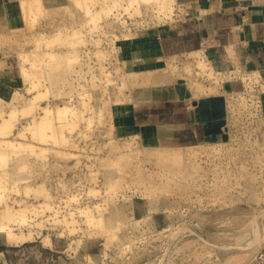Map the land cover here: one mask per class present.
<instances>
[{"label":"rangeland","instance_id":"1","mask_svg":"<svg viewBox=\"0 0 264 264\" xmlns=\"http://www.w3.org/2000/svg\"><path fill=\"white\" fill-rule=\"evenodd\" d=\"M51 1L50 5L56 3L59 8L49 17L46 16L48 8L44 7L31 13V17L21 16V23H16L11 34H5L7 44L0 48V60L12 67L6 71L5 78L0 77V100H3L0 110H4L1 115L13 118L18 114L17 119L13 118L15 126L10 135L0 134V150L8 151L11 142L3 141L6 136L5 141L24 142L23 147L28 143L22 152L26 150L23 155L29 163L22 165L20 174L32 176L17 184L24 188L30 186L32 189L27 188L32 192L9 185L10 189L8 187L2 193L4 196L1 195L5 198L0 199V211L7 203L17 213L27 205L31 210L39 206L38 213L27 210L26 222L10 221L14 232L33 234L35 238L17 246L0 243V264H264V108L257 74L219 69L222 73L216 84V68L210 75L214 67L211 60L203 58L207 71L193 62L198 68L195 75L189 74L186 68L193 60L186 61V72L191 79L188 86L195 97L208 96L197 88L196 80L202 87H215L210 95L219 93L226 79L238 85L226 95L228 140L203 142L204 150L198 152V158L185 151L182 160H179L182 145L167 144L164 148L170 155L168 159L161 158L157 150L145 142L155 131L147 132L140 126L118 128L115 125L114 101L125 96L123 103L131 102L134 92L144 90V85H154L160 75L177 79L183 78V73L176 58L165 62L169 63L168 72L164 67L132 70L122 59L120 48L173 21L180 1L172 4V14L170 10H157L158 0H145L148 4L143 3L141 9L137 7L138 2L127 9L131 0H103L108 6L102 0H95V3L87 0L89 9L93 3L92 10L97 8V27L104 26L102 29L95 27L94 31L90 27L96 25L87 15L88 8L83 0L82 5L79 3L81 7L76 0H72L76 4L70 0ZM76 8L81 9L76 11ZM53 18L64 26L62 42L65 37L66 42L74 40L73 44L63 42L64 46L60 38L46 46L45 43L54 39L51 38L54 30L50 28ZM74 28L80 29L75 35ZM40 35L46 36L47 41L43 39L41 43L37 38ZM74 42H77L76 47ZM12 43L15 46H11ZM38 44L42 50L52 48L57 56L52 59L43 53L30 57ZM21 53L29 55L30 61L26 63L29 68L31 61L37 60L36 66L30 68L35 76L31 74L33 76L25 78L21 75ZM56 76H59L58 81L54 80ZM6 83L10 89L4 86ZM121 87H124L123 95ZM14 93L18 96L15 99L12 98ZM36 94L41 102L34 113L29 111V115L22 105ZM65 101L75 113L68 114L69 123L65 122L62 130L55 122L56 127L51 125L44 129L45 132L41 131L48 133L44 137L45 134L42 136L39 129L32 127L34 114L41 121L43 107L51 106L56 110L64 106ZM14 107L19 108L13 115ZM19 109L24 111L19 112ZM4 118L0 117V121ZM25 126L39 132H35L39 137L31 129L25 130V136L17 135ZM52 126L55 128L49 129ZM52 129H56V135ZM20 150L6 154L5 160L2 156L0 160L4 163L0 161L3 163L0 164L4 167L5 163L11 164V168L18 166L16 153ZM186 166H191L190 174L185 173ZM4 175L8 180V174ZM110 181L114 186L109 189ZM38 184H42L40 189H37ZM39 190L48 191L50 197L45 199ZM44 202L50 205L43 211L41 204ZM89 212L98 219L103 213L105 226L103 221L101 225L87 222Z\"/></svg>","mask_w":264,"mask_h":264},{"label":"crops","instance_id":"2","mask_svg":"<svg viewBox=\"0 0 264 264\" xmlns=\"http://www.w3.org/2000/svg\"><path fill=\"white\" fill-rule=\"evenodd\" d=\"M0 1V30L9 26L12 10L20 24L19 0ZM179 1L173 21L124 43L120 50L132 70H161L163 61L176 58L183 78L164 75L159 85L137 90L133 101L114 106V123L155 131L163 144L227 141L226 95L238 85L226 79L219 93L195 97L185 64L192 60V51L203 49L217 69L257 74L264 108V0ZM192 68L195 75L198 68Z\"/></svg>","mask_w":264,"mask_h":264},{"label":"bare ground","instance_id":"3","mask_svg":"<svg viewBox=\"0 0 264 264\" xmlns=\"http://www.w3.org/2000/svg\"><path fill=\"white\" fill-rule=\"evenodd\" d=\"M61 1V0H60ZM64 1V0H63ZM71 2H73L72 0H70ZM69 1V2H70ZM91 1V0H90ZM100 1V0H99ZM104 1H107V0H104ZM103 0H102V2H104ZM110 1V0H109ZM117 2L116 0H113V2ZM120 1V0H119ZM122 1V0H121ZM120 1V2H121ZM177 1H179V0H158V4H159V6H158V8H157V10L159 9V11H166V10H170V12L169 13H172L174 10H173V8H172V4L174 3L175 4V2H177ZM1 2V1H0ZM57 2V1H56ZM69 2H67V4L69 3ZM75 2H77L78 4L79 3H81V5H82V0H76ZM75 2H73L74 4H76ZM97 2V1H96ZM120 2H118V3H120ZM124 2V1H123ZM139 3V5L137 6L138 7V9H141V8H139L141 5L143 6V3H145L146 1L145 0H131V1H129V5H127V9H130L131 7H133V4L134 3ZM147 2H150V0H147ZM146 2V3H147ZM52 3V1L51 0H19L18 1V10H20V14H21V16L22 17H29V15H30V17H31V13H34V11L35 10H38V9H40V8H42V7H44V8H48V10H47V14H46V16L47 17H49L50 15H51V13H52V11L53 10H55V9H58L59 8V5L58 4H56V3H54V5H50ZM58 3V2H57ZM73 3H72V5H73ZM83 3H85V7L86 8H88L86 11H87V15H89V17H90V19H91V22H93V25H96V23L98 22H96V20L98 19H96L95 17H97V14H96V16H95V11H96V7L97 6H95V10H92L94 7V3H95V0H94V5L92 4V3H90V4H92V9L90 8L89 9V7H91V6H88L87 7V5L88 4H86L87 3V0H83ZM105 4H106V2H104ZM103 3V4H104ZM110 3V2H109ZM154 3V2H153ZM155 3H156V1H155ZM65 4V3H64ZM71 4V3H70ZM104 4V5H105ZM148 4V3H147ZM157 3H156V5H158ZM80 5V4H79ZM81 5H80V7H81ZM100 5H101V3H100ZM107 6H108V4H106ZM115 5H117L116 3H115ZM62 6H64V5H62ZM73 6H75V5H73ZM123 6V5H122ZM112 7V6H111ZM135 7V6H134ZM68 8V7H67ZM66 8V10H69V9H67ZM74 8V7H73ZM125 8V7H124ZM125 8V9H126ZM75 9V8H74ZM77 10L76 11H80V9H78V8H76ZM134 9V8H133ZM71 10V9H70ZM84 9H83V7H82V11H83ZM111 9H109V11H110ZM128 11V10H127ZM130 11V10H129ZM2 12V11H1ZM0 12V13H1ZM36 12V11H35ZM72 11H70V13H71ZM74 12V11H73ZM137 12H139L138 10H137ZM141 12V11H140ZM139 12V13H140ZM3 13V12H2ZM76 12H74V15H76L75 14ZM78 13V12H77ZM80 13V15L79 16H81L82 14H81V12H79ZM78 13V14H79ZM77 14V15H78ZM173 14V13H172ZM15 14H14V11L12 10L11 11V20H10V24H9V26L7 27V29H5V30H0V48H3V44H7V39H5L6 37H5V34L6 33H9V34H11L12 33V31H14V28H15V26H16V19H15V16H14ZM34 15V14H33ZM86 15V16H87ZM83 16V15H82ZM85 16V15H84ZM171 16V15H170ZM92 17V18H91ZM93 17H94V21L92 20L93 19ZM4 18V17H3ZM75 18V17H74ZM84 18V17H83ZM100 18V17H99ZM31 19V18H30ZM80 19H82L81 17H80ZM84 19H87L88 20V18L86 17V18H84ZM83 19V21H85ZM31 21H32V19H31ZM55 20H54V18H53V20H52V22H50V25H51V29L52 30H54V33H51V38L53 39V40H51V38H50V40L51 41H48L47 43H45L46 44V46H50L49 44H52V42H54L55 43V41H57V40H59L63 35H64V31H65V29H63L64 28V26H63V24L61 25V24H59V23H56V21L54 22ZM29 22V21H28ZM86 24V23H85ZM89 26H90V21H89ZM87 24V25H88ZM4 25V24H3ZM31 25V24H30ZM30 25H28V26H30ZM92 25V24H91ZM27 26V27H28ZM99 26V25H98ZM33 28L35 27V26H32ZM83 27H84V25H83ZM95 27H97V25L96 26H94L93 28H92V26L90 27L91 28V30L93 29V31L95 30L94 28ZM102 27H104V26H101V24H100V27H97L96 29H102ZM1 28V27H0ZM25 29V28H24ZM75 30V32H74V35H75V33H78V31L80 30V29H76V28H74ZM25 30H27V29H25ZM30 30V29H29ZM28 30V31H29ZM64 30V31H63ZM53 32V31H52ZM49 33V32H48ZM32 34V33H31ZM34 34V33H33ZM47 34V33H46ZM35 35V34H34ZM33 35V36H34ZM66 35V34H65ZM68 35V34H67ZM77 35V34H76ZM31 36V35H30ZM38 36H39V34H38ZM41 36V35H40ZM49 36V35H48ZM69 36V35H68ZM67 36V37H68ZM35 37H37V36H35ZM50 37V36H49ZM30 38H33V37H30ZM30 38H29V40H30ZM37 38H39V41L41 40L42 42H43V39L45 40V38L47 39V37L46 36H41V37H37ZM64 39H63V42L66 44L68 41L69 42H72V43H70V44H73V41L71 40H67V42H66V40H65V37H63ZM67 39V38H66ZM65 40V41H64ZM32 41V40H31ZM40 41V42H41ZM45 41H47V40H45ZM33 42V41H32ZM41 42V43H42ZM50 42V43H49ZM61 42H62V38H61ZM62 42V45H64V43ZM78 42H81V40L79 41L78 40ZM39 43V42H38ZM53 43V46L55 45ZM59 43H60V41H59ZM207 43V42H206ZM14 44H15V42H14ZM17 45H18V43H16ZM48 44V45H47ZM77 45V42L75 43L74 42V45ZM16 45V46H17ZM68 45L69 44H67L66 46L68 47ZM73 45V46H74ZM76 45L74 46V47H76ZM11 46H15V45H13V43H12V45ZM23 46V45H22ZM38 46L40 47V45L38 44ZM42 46V45H41ZM65 46V45H64ZM70 46V45H69ZM81 46V45H80ZM39 47L36 49V50H34L33 51V53H31V55H30V57L31 56H39L40 54H45L46 56H49V57H51L52 59L53 58H55L56 56H57V54H56V51L55 50H53L51 47V49H48V50H42V48L40 47V49H39ZM72 47V46H71ZM74 47H72L73 49H74ZM11 48V47H10ZM13 48V47H12ZM11 48V49H12ZM15 48H17V50H20V49H18V47H15ZM36 48V47H35ZM10 49V50H11ZM9 50V49H8ZM9 50V51H10ZM12 50H14V49H12ZM75 51L77 50L76 48L74 49ZM7 51V50H6ZM22 51V50H21ZM67 51V50H66ZM15 52H17V51H15ZM73 52V51H72ZM187 52V51H186ZM58 53V52H57ZM62 53V52H61ZM68 53V52H67ZM43 54V55H44ZM71 54V53H70ZM75 54V53H74ZM59 55H61V54H59ZM64 55V54H63ZM68 55V54H67ZM71 56V55H70ZM70 56H69V58H68V60L70 59ZM189 56H191L190 58H193L192 60L193 61H191L190 63H189V65L186 67L187 68V72L189 73V74H191V69H192V64H193V62L195 63H198L197 65L198 66H200L201 67V69L203 70V71H207V64L204 62V60H203V58H208L207 57V55H206V53H205V50H203V49H200V50H194V51H192L191 53H190V55ZM30 57H29V55H27V54H24V53H21V55H20V57H19V59H20V62H21V65H20V72H21V75H24L25 76V78L26 77H28V75H30V77L31 76H33L34 75V73H32L31 72V70H30V68L31 67H34V65L37 63V60H33V61H31V64H32V66L30 65V68H29V65L27 66V64L26 63H28L29 61H30ZM48 57V58H49ZM62 57V56H61ZM60 57V58H61ZM66 57H68V56H66ZM47 58V59H48ZM51 58H50V61L49 62H51ZM49 60V59H48ZM54 60H56V59H54ZM210 60V59H209ZM47 61V60H46ZM59 61H61V59H59ZM67 61V60H66ZM214 61V60H213ZM62 62V61H61ZM7 62H0V77H2V78H5V75L7 74L6 73V71H8V70H10L12 67H10V66H7ZM39 64V63H38ZM53 64V63H52ZM164 64V69H165V71H166V69H169V63H163ZM2 66V67H1ZM36 66V65H35ZM226 66V65H225ZM40 68V67H39ZM214 68H216L215 66L213 67H211V73H210V75H213V71H214ZM216 75H217V77H215L216 78V81H215V83L217 84H219V75L222 73V71L221 70H219V69H217L216 68ZM166 72H168V71H166ZM258 73V72H257ZM31 74H33V75H31ZM46 74V73H45ZM36 75V74H35ZM34 75V76H35ZM39 75H41V74H39ZM174 76V75H173ZM181 76V75H180ZM58 77L59 76H56V78L54 79L55 81H58ZM175 78L174 79H176V76H174ZM29 78V77H28ZM34 78V77H33ZM43 78V77H42ZM47 79V78H46ZM95 79H96V76H94L93 77V83H95ZM31 80H32V78H31ZM30 80V81H31ZM39 80H41V79H39ZM38 80V81H39ZM27 81V80H26ZM40 82V81H39ZM162 82H164V75H160L159 76V78H157V79H155V81H154V85H159L160 83H162ZM197 82H199V81H197L196 80V82H195V84L196 85H198V87L197 88H199L200 90H203L204 92H206L208 95H210L211 93H213V91H215V87H202V85H201V83L199 84V83H197ZM35 85V84H34ZM4 86L7 88H9V85L6 83V84H4ZM143 87H145V89L147 88V87H149V86H146V85H144ZM150 88V87H149ZM204 88V89H203ZM10 89V88H9ZM8 89V90H9ZM123 89H124V87H121V89H120V93L123 95L124 94V91H123ZM30 91V90H29ZM13 92V91H12ZM14 92H16V91H14ZM118 96H120V95H118ZM18 96H17V94H15L14 93V95L12 96V98L13 99H15V98H17ZM124 97L125 96H123V97H117V100H115L114 101V103L117 105V104H123V102H125L124 101ZM11 98V99H12ZM85 98V97H84ZM126 98V97H125ZM87 100H88V98H87ZM3 100H0V102H2ZM7 101V100H6ZM23 102V101H22ZM40 98L38 97V95L36 94L33 98H31V99H26L25 100V102H24V105H22V108L23 109H26V110H28L27 111V114L29 113V115L33 112L34 113V109H36V107L37 106H39V104H40ZM65 105L64 106H60L59 108H55L56 110H54V109H52L51 108V106L49 107V106H45V107H43V113H44V115H43V117H42V119H41V121H39L36 117H34L35 116V114L32 116V119H33V121H34V125H32V127H34L35 126V128H36V130H38L39 129V132H41L42 130L44 131V129H46L47 127H49V126H51V125H53V124H55V122H56V124L57 123H59L60 125L59 126H61V127H59V126H57V125H53V126H57L58 128H61V130H62V127L64 126L63 124L65 123V122H67V116H68V114L71 112L72 114H74L75 112H74V110L73 109H71V107L69 106V104H67V103H69V102H67V101H65ZM89 103H90V98H89V102L87 103L88 105H89ZM2 104V103H1ZM84 104H85V102H84ZM83 103H82V105H84ZM87 104H85L84 105V107H87ZM152 104V103H151ZM12 105V104H11ZM1 106H3V105H1ZM6 106H7V104H6ZM8 108V107H7ZM19 108V107H18ZM17 107L15 108L14 107V109L12 108V112H11V114H15V113H17L16 112V110L18 109ZM21 110V109H19V110H21V111H19V112H22V111H24V110ZM7 110V109H6ZM32 110V111H31ZM34 110V111H33ZM31 113H30V112ZM26 112V111H25ZM24 112V113H25ZM41 112V111H40ZM4 114V110H0V117H3L4 118V116L3 115H1V114ZM80 113V112H79ZM78 113V114H79ZM81 113H82V111H81ZM6 114V113H5ZM83 114V113H82ZM82 114H80V115H82ZM17 115L18 114H16V116H13V118H16L17 117ZM26 116H28V115H26ZM37 116H38V114H37ZM8 117V116H7ZM34 117V118H33ZM39 117V116H38ZM12 117H10V118H4L3 119V121L1 122L0 121V134H4V135H6V134H9L10 135V133H11V131L14 129V126H15V124H13V120H15V119H13ZM31 118V117H30ZM17 119V118H16ZM69 121V120H68ZM16 123V122H15ZM67 123H69V122H67ZM66 123V124H67ZM71 123V122H70ZM29 124V123H28ZM31 125V124H30ZM69 126H70V124H68ZM27 126V125H26ZM24 127L23 128V130L21 129L20 131H19V133L17 134V135H19V136H25V130H27V129H31V128H28V127ZM50 127L49 129H51V128H55V127ZM72 126V125H71ZM48 129V130H49ZM57 129V128H56ZM55 129V130H56ZM32 130V129H31ZM53 130V129H52ZM55 130H53V133L55 132V135H56V131ZM64 130V129H63ZM34 131V129L31 131V132H33ZM46 131V130H45ZM44 131V132H45ZM59 131H60V129H59ZM58 131V132H59ZM35 132H37V131H35ZM35 132H33V134L35 133ZM39 132H37L38 134H39ZM44 132H41L40 134L42 135V136H44V134H45V136L44 137H46V134H48V133H44ZM48 132V131H47ZM57 132V133H58ZM62 132V131H61ZM64 132V131H63ZM63 132H62V134H63ZM53 133L52 134H49L48 136L50 137V136H53ZM159 133V132H158ZM16 134V133H15ZM32 134V135H33ZM36 134V133H35ZM34 134V135H35ZM38 134H36L37 136H38ZM14 135V134H13ZM27 136V135H26ZM42 136H41V138H42ZM7 137V136H6ZM6 137H5V139L3 140L4 142H11L9 145V147H8V151H4L3 152V150H0V158L2 157V159L4 158V157H6V156H8V154H10V155H12L11 153L13 152V153H15V152H17L16 150H20V151H18V152H20L19 154L18 153H16V155H17V160L19 161L18 162V166H15V167H13V168H11V164L10 165H8V163H5L6 164V166L4 167V165H2L4 162H3V160L1 159L0 161H2V162H0V163H2V164H0V197H1V195H3L2 193H4L5 191H7L8 190V187H9V185L10 186H14V185H17L18 184V182L19 181H21V180H27V179H32L31 177L32 176H30V174H20V172H22V169H23V167H22V165H25L26 163L28 164L29 162H28V159L26 158V156H24L23 155V152H26V150L25 151H23L22 152V149H26L27 148V146H28V143H27V146L25 145L24 147H23V144H24V142H19V143H15V142H17V141H5L6 140ZM15 137V136H14ZM29 137V136H28ZM27 137V138H28ZM39 137V136H38ZM44 137H43V140H44ZM48 137V138H49ZM55 137V136H54ZM53 137V138H54ZM57 137H58V135H57ZM63 137H65V136H63ZM34 137H32V139H33ZM36 138V137H35ZM34 138V139H35ZM55 139V138H54ZM1 140V139H0ZM36 140H38V139H36ZM47 140V139H46ZM59 140V139H58ZM151 140V141H150ZM33 141V140H32ZM40 141V140H39ZM146 143H148V147H153V149L156 151L157 150V152L159 153V155H160V157L161 158H165L166 157V159H168V157H169V153H168V150L166 149V148H164V146H168L167 144H163L162 142H160V140L158 139V137H157V135H156V133L154 132V133H152V135L150 136V139L149 140H147L146 139V141H145ZM57 143V142H56ZM8 144H7V146H8ZM22 144V145H21ZM176 145V144H175ZM182 145V146H181ZM181 145H179V146H181V150H180V155H179V160H182L183 159V153L182 152H185V151H187L188 153H190L191 155H193L195 158H198V152L199 151H203L204 149V143L203 142H196V143H185V144H181ZM29 146H30V144H29ZM32 146H36V145H32ZM0 147H2V145H0ZM6 149H7V147H6ZM5 149V150H6ZM10 149V150H9ZM29 149V148H28ZM30 150H31V148H30ZM35 150H36V148H35ZM33 151V150H32ZM32 151H30V152H32ZM7 154V155H6ZM6 155V156H5ZM14 156V155H13ZM11 157V156H10ZM44 157V156H43ZM46 157V156H45ZM176 157V156H175ZM6 158H4V160H5ZM7 159H9L8 157H7ZM113 161V158L112 159H110V161ZM111 161V162H112ZM7 162V161H6ZM31 162V161H30ZM119 162H121V161H119ZM118 162V163H119ZM24 163V164H23ZM110 164V163H109ZM120 164V163H119ZM116 165V164H115ZM8 166V167H7ZM8 168V170H7V168ZM17 167V168H16ZM118 167H120V165L118 166ZM20 168H22L21 169V171H20ZM109 169V168H108ZM116 170V169H115ZM120 170V169H119ZM118 170V171H119ZM109 171V170H108ZM185 173L186 174H190L191 172H192V168H191V166H186L185 167ZM6 172V174H8V180L6 179L7 178V176L5 177V175H4V173ZM110 172V171H109ZM171 172H172V170H171ZM120 173V172H119ZM118 173V174H119ZM126 174L128 173V172H125ZM113 174V173H112ZM128 174H130V173H128ZM4 175V176H3ZM33 175V174H32ZM120 175V174H119ZM123 175V174H122ZM3 177H5L4 179H6L5 180V182L3 181L4 179H2ZM34 177H35V174H34ZM121 177V176H120ZM37 178V177H36ZM119 178V177H118ZM124 179H125V177H124ZM8 181V182H7ZM28 181V180H27ZM27 181H25V182H27ZM112 181V180H111ZM110 181V183H109V189L110 188H112L113 186H114V184H113V182H114V180H113V182H111ZM120 181V180H119ZM3 182H4V185H3ZM118 182V181H117ZM7 183H9V184H7ZM35 183H36V181H35ZM30 185V184H29ZM32 185V184H31ZM42 185V184H41ZM41 185H39L38 184V188L37 189H40V186ZM43 185H45V184H43ZM111 185H113L112 187H111ZM17 186H19V185H17ZM20 187V186H19ZM28 186H26L25 188L24 187H20V191H21V188L23 189H26V190H28V188L30 187H28ZM9 189H10V187H9ZM12 190L14 189V188H11ZM19 188L17 187V190H18ZM23 189V190H24ZM29 189H32V188H29ZM44 189V188H43ZM46 189V188H45ZM14 191V190H13ZM20 191L18 190V192L20 193ZM28 191H31V190H28ZM41 193H42V196L44 195V198L45 199H48L49 197H50V195H49V192L48 191H43L42 192V190H39ZM95 191V193L97 192L96 190H94L93 189V192ZM108 191V190H107ZM11 192V191H10ZM32 192V191H31ZM110 192V191H109ZM30 193V192H29ZM41 193H38V195L40 194L41 195ZM98 193H99V191H98ZM28 194V193H27ZM34 195H37V194H34ZM37 195V196H38ZM39 195V196H40ZM4 196V195H3ZM4 198L5 197H3V199H2V197L0 198V199H2V201L4 200ZM44 199V200H45ZM19 203V202H18ZM24 203V202H23ZM43 203V202H42ZM45 203V202H44ZM49 203V202H48ZM47 202L45 203V204H41V206H43L44 208L42 209L43 211L46 209L47 210V208H49V205L50 204H48ZM20 205H23V204H21V203H19ZM1 205V204H0ZM34 206V205H33ZM38 208H39V206L37 207H33L32 208V210L30 209V206H25L24 208H22L21 210H20V213H17L15 210H14V208L11 206V205H9L8 203H7V205L5 206V208H1V211H0V243L1 244H3V245H9V246H17V245H20V244H23V243H25V242H27V241H29V240H31V237L33 238V236H31V235H33V234H30V235H28V233L26 234V233H24V232H21V233H16V232H14L13 231V229H11V227L9 226V223H11L12 221H14V220H17V221H19V222H26L27 221V219H26V217H25V215L27 214V212L29 211V209L31 210V211H35V212H37L38 211ZM51 209V208H50ZM28 210V211H27ZM91 212V211H90ZM87 213V222H90V223H93L94 221V224H96V222H97V224L98 225H101L103 222H104V226H105V220H106V216H104L103 215V213H102V215H100L99 217H100V219H98V217H96V215L94 216V214L93 213ZM34 213V212H33ZM38 213V212H37ZM44 213V212H43ZM57 213V212H56ZM32 216V215H31ZM28 218V217H27ZM32 218V217H31ZM36 218V217H35ZM26 219V220H25ZM46 220V219H45ZM11 221V222H10ZM17 221H16V223H17ZM102 223H101V222ZM32 222V221H31ZM41 222H43V220L41 221ZM46 222H47V220H46ZM49 223H50V221H49ZM99 223H101V224H99ZM31 224V223H30ZM52 223H50V225H51ZM33 225V224H32ZM54 225V224H53ZM35 226V225H34ZM257 230H258V227H257ZM42 232V231H41ZM258 232V231H257ZM259 233V232H258ZM39 235V234H38ZM35 238V237H34ZM33 238V239H34ZM32 239V240H33ZM45 239V238H44ZM47 243V242H46ZM48 244V243H47ZM102 255V254H101ZM98 256V255H97ZM93 262V261H92ZM94 263H95V261H94ZM86 264V263H85ZM97 264V263H96Z\"/></svg>","mask_w":264,"mask_h":264}]
</instances>
